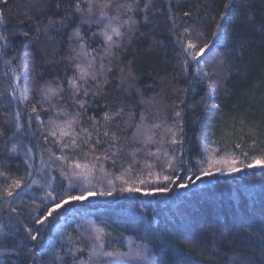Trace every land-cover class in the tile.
<instances>
[{"label":"trees","instance_id":"trees-1","mask_svg":"<svg viewBox=\"0 0 264 264\" xmlns=\"http://www.w3.org/2000/svg\"><path fill=\"white\" fill-rule=\"evenodd\" d=\"M127 2L136 3L133 18L137 25L122 46L105 58L99 87L96 81H90L88 97L81 92V98L87 100L81 113L82 127H90L93 122L89 118L94 116L101 133L108 129L131 137L141 114L146 122L166 120L172 124L174 113L179 111L186 137L183 159L187 163L178 175L185 178L193 171L199 174V161L205 159L203 145L209 140L219 145L239 143L243 149L255 140L256 154L264 149V0ZM69 3L71 0H7L0 4V34L7 37V45L0 47V172L19 178L31 166L34 175L29 179L38 182L22 193L23 203L16 200L12 205L25 214L29 202H39L44 194L42 185L50 175L45 165L56 168L48 152L49 148L55 150L52 138L49 142L43 139L47 121L56 118L55 112L64 107L69 112L80 111L70 99L66 81L72 75V49L78 45L75 38H70L75 24L49 26V19L59 20L65 15ZM225 4H229L227 9ZM186 12L191 16H185ZM225 12L228 16L221 20ZM185 27L193 30L190 38L194 40L199 33L201 43L214 40L213 32L219 36L200 64L192 65L200 68L199 84H192L191 76L182 68L181 50L175 42ZM83 32L88 37L87 27ZM89 43L91 48L101 47L99 40ZM221 58L223 62L218 63ZM209 78L213 81L211 87L207 84ZM58 79L65 85L63 98H54L51 104L38 103L42 100L40 86ZM185 88L189 91L185 92ZM93 91L99 94L93 95ZM34 105L37 113L31 111ZM105 112L122 114L105 124ZM17 113L20 129L16 128ZM13 143H22L32 152L25 156L24 151H7ZM102 151L100 148L96 154ZM139 158H144L142 153ZM119 164L118 160L117 168H113L108 161L103 167L119 174ZM9 178L0 176V188L10 183ZM193 181L187 188L173 185L164 194L117 192L66 206V216L78 209L77 214L67 223L56 221L49 225L33 249V264H53L56 255L64 256L70 245L61 237L69 234L73 237L71 246L83 249L82 258L87 260L92 238L77 225L89 223L105 229L103 251L127 253L147 245L151 264H264V167L214 173L200 180L193 175ZM100 186L108 190L106 184ZM0 209V264H22L29 256L24 246L32 247L33 242L16 233L15 214L2 199ZM128 261L129 257L118 255L98 256L89 264Z\"/></svg>","mask_w":264,"mask_h":264},{"label":"snow or ice","instance_id":"snow-or-ice-1","mask_svg":"<svg viewBox=\"0 0 264 264\" xmlns=\"http://www.w3.org/2000/svg\"><path fill=\"white\" fill-rule=\"evenodd\" d=\"M7 0H0V4H6ZM60 3L56 4L60 8ZM229 4H225V9ZM148 8V4L144 5ZM136 3L119 2V0H71L67 5L65 15L59 20L49 19V26L57 23L60 27L75 26L72 28V37L78 41L77 48L72 49L74 53L71 56L72 75L66 77L67 90L70 92V99L80 110L69 112L67 107L55 112L56 118H49L46 124L47 135L43 137L45 142L54 146L49 148V159L56 164L53 169L45 165L50 175L42 187L45 189L42 197L32 199L29 202V209L25 214L21 209L13 207L16 200L22 201V193L26 192L33 184L38 181L29 179L33 177V171L29 166L25 176L19 178H9L6 172H0V176L10 179L4 187L0 188V199L9 205L10 213L15 214L16 233L23 234V239L33 242L32 247L24 246V250L29 254L22 264H33L31 257L36 256L33 250L40 244L44 238V233L49 225L56 221L69 222L70 217H74L78 209L65 215L66 206H74L84 201H88L95 196H112L114 193H143L144 195H153L156 193H169L173 185L178 188H187L189 183L200 180L204 176H212L214 173H237L242 168L264 167V149H260L256 154V141L243 149L241 144L219 145L217 142L209 140V143L203 145L205 159L200 160L202 167L198 170V175L193 171L192 175L186 178L178 175L187 163L183 159L185 154V131L181 112L174 113V121L168 124L166 120L161 122H146L143 114L140 116V122L135 125V131L131 137L120 136L116 132L105 129L102 133L99 127V121L96 117H90L93 122L90 127H82L81 113L85 110L87 100L81 98L88 97L90 88L89 82L96 81L99 87L98 77L103 74L105 65L104 60L113 53V50L122 46L126 36H130L134 31L137 21L133 18ZM185 16H191V13H185ZM228 13L221 14V20H225ZM123 17H127L126 19ZM147 20V16H145ZM0 23H3V10L0 9ZM87 27L88 37L84 35L83 29ZM220 32V24H217ZM47 31V28H45ZM192 29L183 28L182 32L176 36L175 42L180 47L182 56V68L187 75L191 76L192 84L200 83V68L192 65H199L202 58L206 55V50H210L214 40L219 39L218 33L213 32L214 40L201 43L199 33L194 40L191 37ZM27 36L28 33H23ZM99 40L101 47L91 48L90 41ZM0 41L7 45V37L0 34ZM103 52V55L100 52ZM222 58L218 63H222ZM7 63V61H6ZM189 69H192L190 72ZM15 70L13 69V72ZM210 77L212 74H209ZM209 87L212 86L211 78L207 80ZM42 100L38 103L48 102L51 104L54 98H63L65 85L59 79L53 83L46 82L40 86ZM185 92L189 89L185 88ZM93 95H98L93 91ZM3 95V93H0ZM37 113L38 109L34 105L31 109ZM121 112L103 114L105 124L110 123L115 117L121 115ZM16 128L20 129L19 113L16 114ZM60 117H63L60 119ZM79 129V130H78ZM15 135V134H14ZM139 145V147H136ZM155 146V150H151ZM102 148L100 154H96L98 149ZM239 150V154L237 151ZM7 151L17 153L24 151L25 156L32 152V148L26 147L22 143H13ZM57 151L60 153L57 155ZM144 158L140 159L139 154ZM179 153V155H178ZM223 153V154H221ZM251 153V154H250ZM119 168L117 171L109 172L103 167L104 162L111 161L113 168ZM249 160V163H245ZM27 164V160H25ZM126 164V166H125ZM58 170V171H57ZM39 171V169L37 170ZM191 171V170H190ZM187 182H182L184 180ZM96 182L95 184L93 182ZM119 181V186L117 185ZM106 184L108 190H104L100 185ZM2 210V209H0ZM83 214V213H81ZM11 219V217H10ZM77 228H84L92 238L91 250L88 252V259H83V249L73 244L72 235L61 237L66 239L70 245L64 252V256L56 255L54 261H62L63 264H89L93 257H129L128 264H136L143 261L144 264H151L150 250L147 245H142L139 251L117 252L103 251L105 246V229L95 223L77 225ZM264 239V236L261 237ZM77 253L80 256H77ZM64 257L70 259L65 260ZM47 264V262H45Z\"/></svg>","mask_w":264,"mask_h":264}]
</instances>
